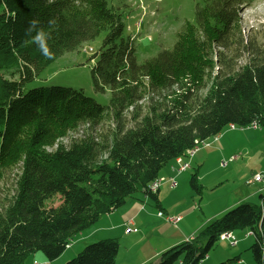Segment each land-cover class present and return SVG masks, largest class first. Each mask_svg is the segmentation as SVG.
Instances as JSON below:
<instances>
[{"label":"trees","instance_id":"1","mask_svg":"<svg viewBox=\"0 0 264 264\" xmlns=\"http://www.w3.org/2000/svg\"><path fill=\"white\" fill-rule=\"evenodd\" d=\"M253 1L197 0L195 22L184 24L174 48L138 62L134 38L123 35L122 14L107 0H0V68L17 64L19 72L14 80L0 70V178L19 164L13 190L0 202V264H23L38 251L49 261L57 258L78 232L128 198L141 193L157 201L149 185L196 142L229 124L264 128V50L244 40L240 30V13ZM32 20L51 33V59L30 42L35 31L26 34ZM102 31L101 47L90 58L98 56L91 77L97 90L109 88L107 106L82 89L25 88L56 58ZM243 52L248 58L240 64ZM106 119L107 132L56 144L64 131ZM196 173L190 187L199 194ZM54 195L60 205L45 207ZM259 201L225 211L193 240L163 251L154 264H197L220 234L237 228L252 231L249 250L262 264L264 194ZM117 241L87 243L65 264H115Z\"/></svg>","mask_w":264,"mask_h":264},{"label":"rangeland","instance_id":"2","mask_svg":"<svg viewBox=\"0 0 264 264\" xmlns=\"http://www.w3.org/2000/svg\"><path fill=\"white\" fill-rule=\"evenodd\" d=\"M196 1L197 0H107V3L108 6H112L113 9H116L122 14V18L125 24L123 35H132V37L134 38V47L136 49V60L138 62H143L146 58H150L156 55L162 49L171 50L174 48V44L177 40V35L181 30H183L184 24L186 22H195L194 5ZM239 17L240 30L242 31L243 39L247 41L250 40L249 42H251L256 48L264 50V0H255L250 6L243 7ZM104 36L105 32L102 31L94 39L92 38V40L83 42L80 47L65 52L64 54L56 58L48 66H46L43 70H41L34 80L28 82L25 85V88L30 89V87L42 85H62L74 89H82V91L86 95L93 97L94 100H96L101 105L107 106L109 103L108 99L110 98L109 88L105 86L103 91L97 90L94 87L93 80L91 77V68L93 67V65H95L98 56L90 59L91 56L95 54L97 55ZM89 47H91L93 51L89 52L88 50H83V48L86 49ZM246 54L247 53L243 52L242 55H240L241 57L239 58L238 63L242 64L247 60L248 56ZM17 68V64H11L5 67H1L0 70L2 71V74L5 78L17 80V76L19 75ZM147 104L148 101L145 97L144 100L141 101V103L139 104L142 106V114L147 111ZM129 111H131V108L129 109ZM110 127L111 123L109 119L104 120V123H101L97 126H89L86 123H83L82 125L81 123L72 129L66 130V132L64 131V133H62L64 134L63 136L59 135L56 139V144L62 143L63 145H67L69 144L70 140L74 138H83L87 135H99L100 133L107 132ZM230 129L236 130L238 131V133L242 132L243 130L256 129L258 132L261 133L262 137L264 138V128L259 126H234V128L226 126L218 134V136ZM210 140H213V137L206 139L207 142H209ZM237 142L239 144H248L246 145V147L250 150L251 153H255L252 157L253 160L259 162L263 161L261 160V158L258 157V154H256V152L260 151L264 155V142L260 137L252 138L251 135H243L242 137H237L236 139H234V143ZM52 148L53 147H45V149L48 150ZM182 158L186 157L182 156ZM230 160L232 162V159ZM18 165V162H16L12 169L6 170L3 173V178H0V202L8 193H11L13 190L14 177L16 172L18 171ZM212 165L213 163H210V165H207V168L211 167ZM193 172H195V167L187 169L185 174H188L190 179V176L192 175L191 173ZM235 179L231 178L228 183L225 182L214 190L203 191L201 198L198 196L197 193L193 192L192 188L190 187V184L188 183L185 187H181L178 190V197H173L172 194L166 200L168 201L167 203L176 204L177 207L185 205H194V207H196V210L191 215L184 218L178 226L181 227L182 225H185L187 227H192V225H194L196 222L195 216H203V213H201L200 209L198 208V202L203 203V212H205L204 216L210 215L211 213L216 211L219 202L229 200V198L234 195V192H239V190H234H241V188H243L239 187L240 182L237 180L238 178ZM250 180L252 182H255L254 175L251 177ZM263 184L264 183H262L261 186H263ZM262 191L264 194V190ZM256 201L258 200H256V198H253V200H250L249 203L256 204L258 203ZM60 203V196L54 195L44 201V206L48 208L60 205ZM150 204H152L153 208H155L154 201L150 202ZM182 208L183 207H181L180 209ZM180 209L178 211H180ZM163 220V217H157L155 223H161ZM152 226L153 225L150 224L145 230L147 239H145L146 242H144L140 246V248L134 246V248L131 247L129 251L125 247H122L121 254L125 255V253L127 254L128 252H130L132 254V258H135L137 252L140 253L142 251L148 250V248L150 247L149 244L157 247L156 245H159L161 240H171L169 238V235L178 227H171L166 231V233L160 234V231H157V229L153 228ZM91 228L92 225L87 229L78 232L74 236L75 238L73 237L71 239V243H73V240H76V238L80 236V233L83 232L85 234V240L87 241L78 251L83 249L85 245H87V243L90 244L93 241L92 233H90L91 231L87 233L89 229L91 230ZM202 228H198L195 231H191H194V236H197L200 235ZM248 230V228H237L233 231L235 235L234 237H236L237 240L253 241V234L245 236V233H249ZM198 239L201 245L205 244V237L203 238V236L201 235ZM119 244L120 246L122 245L120 242ZM231 249H233V247L229 245L226 239L219 238L214 248L210 250L205 259L198 262L197 264H218L221 262H227L226 264H236V261L232 259L234 256H232V254H229ZM36 253H38L39 256L43 254V252L41 251H38ZM75 255H77V251L72 257L66 260L64 259L63 264H65L67 260H70L75 257ZM220 258H222V260H218ZM229 259L232 260L230 261ZM27 260L28 258L24 261L23 264H28ZM254 263L256 264L255 260Z\"/></svg>","mask_w":264,"mask_h":264},{"label":"crops","instance_id":"3","mask_svg":"<svg viewBox=\"0 0 264 264\" xmlns=\"http://www.w3.org/2000/svg\"><path fill=\"white\" fill-rule=\"evenodd\" d=\"M243 135H251L252 138L260 137L264 142V138L261 133L256 129L243 130L239 133L236 130L230 129L219 135L216 140H210L208 144L201 146L191 158H182L183 161L188 162L189 167L187 169L195 167L198 174V181L202 187L201 192L199 194L197 193L200 198L203 191L214 190L225 182L228 183L231 178H238L237 180L240 182L239 187H243L241 190H234H239V192H234V195L229 198V200L219 202L216 211L210 215L204 216L205 212H203V203L198 202V208L201 213H203V216H195L196 222L192 225V227H187L185 225L179 227L178 225L184 218L191 215L196 210V207H194V205L177 207L176 204H169L167 203L168 201H166L172 194L173 197H178V190L181 187H185L187 183L190 184L189 175L185 174L187 169L181 172L176 171L179 167V162H177L178 160L175 158V160L173 159L160 170L161 172L158 177V179H160V183L156 191L157 201L153 200L149 196L138 193L134 197L128 198L119 208L99 216V219L92 225L91 230L89 229L87 233L91 231L90 233H92L93 241L113 238L117 239V242L122 244L119 247L117 254H115V264H154L159 261L163 251L180 242L186 241V239L192 235L194 236V231L196 229L202 228L208 222L219 218L225 211H229L230 208L247 201L249 203V201L253 200V198H256V200H258L256 202L260 203L259 197L263 194L262 190H264V184L261 186V184L264 183V155L262 152L258 151L256 154H258V157L263 161L259 162L253 160L252 157L255 153H251L246 147L248 144H239L238 142L234 143V139L242 137ZM231 156H234L232 162L230 160L225 166H223L222 161H227ZM210 163H213V165L207 168V165H210ZM255 174H261L263 176V180L252 182L250 179ZM171 182H175L173 187H171ZM193 192L195 191L193 190ZM152 201H154L155 208H153L152 204H150ZM181 207L183 208L180 209ZM179 209L180 211H178ZM159 212L163 213L164 220L161 223H155L157 217L162 218V216L158 215ZM169 215L180 216L176 225H172L166 220L165 216ZM128 223H130L131 226L135 227L137 230L126 232ZM150 224H152V227L157 229V231H160V234L166 233V231L171 227H178L169 235L171 240H161L160 244L156 245L157 247L149 244L150 247L148 250L140 253L137 252L135 258H132V254L130 252L127 254L125 253V255L121 254L122 247H125L130 251L131 247L134 248L135 246L140 248V246L146 242L145 239L147 238L145 230ZM230 232L234 235L233 231ZM248 232L249 233H245V236L250 234L252 235V231L250 229ZM84 235L85 234L83 232L80 233V236H78L76 240H73V243H70V246L67 247L66 250H64V252L55 260L49 261L45 258L44 254L39 256L38 253H35L29 256L27 263L31 264L32 261L39 260L38 262L43 264H63L64 259L66 260L72 257L75 252H79L78 250L83 246V244H85L87 240H85L86 237ZM253 242L254 240H237L236 245L232 246L233 249H231L229 254L234 256L232 259L236 261V264H255L254 257L249 250ZM218 260H222V258ZM261 262L264 264V258ZM175 264L181 263L177 262Z\"/></svg>","mask_w":264,"mask_h":264},{"label":"built area","instance_id":"4","mask_svg":"<svg viewBox=\"0 0 264 264\" xmlns=\"http://www.w3.org/2000/svg\"><path fill=\"white\" fill-rule=\"evenodd\" d=\"M83 50H85V49H83ZM227 126H229L230 128H234L235 125L229 124ZM249 126L253 127V126H258V125L256 123H252ZM217 138H218V134L213 136V140H216ZM206 144H208V142L206 140L198 141V142H196V144L193 147H191L190 149H187L183 155L177 157L176 159L178 160L177 162H179V167L176 169V171L181 172V171H184L185 169H187L189 167L188 162L182 160V156L186 157L187 159L191 158L193 156V154L201 146L206 145ZM233 158H234V156H231L227 161H222V165L225 166L230 161V159H233ZM254 180L255 181H262L263 176L261 174H255ZM159 183H160V179H158V178L155 179L154 181H152L151 184L149 185V190L152 193H156V191L159 187ZM174 185H175V182H171V187H173ZM158 215L163 217L162 212H159ZM165 218L172 225H176L180 216H177V215L176 216H165ZM136 230L137 229L135 227L131 226V224L128 223V225L126 227V232H131V231H136ZM193 238H194V236L192 235L191 237L187 238L186 241H191V240H193ZM219 238L227 239L231 246H235L237 243L236 238L234 237V235L230 231L229 232H223L222 234H220ZM70 243H71V240L69 243H67L66 248L70 246ZM31 264H41V263L38 261H33Z\"/></svg>","mask_w":264,"mask_h":264},{"label":"clouds","instance_id":"5","mask_svg":"<svg viewBox=\"0 0 264 264\" xmlns=\"http://www.w3.org/2000/svg\"><path fill=\"white\" fill-rule=\"evenodd\" d=\"M38 20H32L29 22V28L26 30V34H30L35 31V35L31 36L32 43H35L41 51V54L46 58L51 59L53 53L48 46V40L50 39L51 33L44 30L43 28H37ZM53 22L50 21V24Z\"/></svg>","mask_w":264,"mask_h":264}]
</instances>
